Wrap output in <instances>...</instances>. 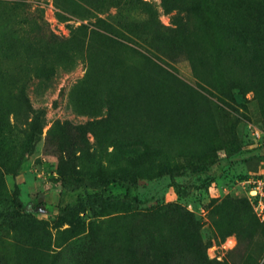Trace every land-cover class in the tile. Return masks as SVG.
Here are the masks:
<instances>
[{"label":"rangeland","instance_id":"rangeland-1","mask_svg":"<svg viewBox=\"0 0 264 264\" xmlns=\"http://www.w3.org/2000/svg\"><path fill=\"white\" fill-rule=\"evenodd\" d=\"M75 1L0 0V264H264V0ZM110 144L169 173L78 205Z\"/></svg>","mask_w":264,"mask_h":264},{"label":"trees","instance_id":"trees-1","mask_svg":"<svg viewBox=\"0 0 264 264\" xmlns=\"http://www.w3.org/2000/svg\"><path fill=\"white\" fill-rule=\"evenodd\" d=\"M64 4L67 6L65 8H62V11L64 13H70L71 15L74 14V9L79 8L78 12L79 15H86L87 9L85 7H82L77 4L75 0H62ZM64 13L59 14L60 17L64 18ZM77 29L79 30H85L86 25L81 23L77 26ZM92 32L98 33V31H90L89 36H88V41L90 39H93L95 36L93 34L91 35ZM82 41V40H81ZM47 61V58H46ZM22 89H24V86H22ZM136 120L140 126V128H133L130 130H118L117 132L114 130L110 131H105V134L107 135V140L111 139H118V137H123L124 136H132V132H136V136H141L144 139H149L150 134L147 133L142 127L144 124L147 122L145 120H140V118ZM99 123L102 122L101 120L98 121ZM90 123H87V125ZM142 126V127H141ZM32 129L28 131L27 129L24 131V139L22 143L20 144V149L22 150V153H27L31 147L33 146V139L36 133V128H37V122H33V125L31 127ZM40 133V132H39ZM103 140L98 142L96 141V144H99L101 146H104ZM98 145V146H99ZM111 145V144H110ZM110 145H105V146H110ZM112 146V145H111ZM106 151V156H107V161L109 164H111L113 167H115L118 171V174H121V171H123V175L121 178H116L115 176H112L110 179L107 178V180L102 182V185H104L103 190L99 191H94L92 193H85L83 196L79 197L77 200L78 205H105V206H116L121 209H130L133 204L141 202L140 199H138L136 196L131 195L128 191H126L123 194L119 195H106L105 192L107 189H109V186L111 185L112 182H125V183H130V185H133L135 180L138 178H147V177H154V176H162L164 174H168L169 169L167 168V161H162V164H154V161L149 160L148 164L144 160L138 163H131L129 164V161L127 157L123 156L122 148L116 147L114 144L112 146V149L107 151L108 149H104ZM78 159L81 158L79 155L77 157ZM165 163V164H164ZM102 167V165L100 166ZM64 187H68V184L66 182L63 183ZM173 203H165L164 204V209L166 211H171V207L173 206ZM75 206H67L66 208H62L60 212L64 213L65 211H71L74 209ZM158 210V209H157ZM18 213L17 210H11L8 212H0L1 217H8L12 215H16Z\"/></svg>","mask_w":264,"mask_h":264},{"label":"built area","instance_id":"built-area-1","mask_svg":"<svg viewBox=\"0 0 264 264\" xmlns=\"http://www.w3.org/2000/svg\"><path fill=\"white\" fill-rule=\"evenodd\" d=\"M253 134L256 135V136H258L259 135V130L257 128H254ZM249 193L251 195V198H253L254 200L257 197L258 193L262 194L261 193V188L258 187V186L257 187L254 186V188H251L249 190ZM262 200H263V196L259 198L258 203L261 204L262 203Z\"/></svg>","mask_w":264,"mask_h":264}]
</instances>
